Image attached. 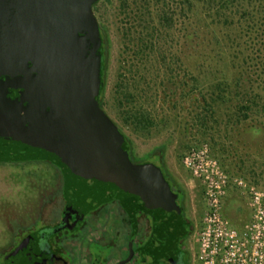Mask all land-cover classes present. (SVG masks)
Masks as SVG:
<instances>
[{
  "label": "water",
  "instance_id": "95a60500",
  "mask_svg": "<svg viewBox=\"0 0 264 264\" xmlns=\"http://www.w3.org/2000/svg\"><path fill=\"white\" fill-rule=\"evenodd\" d=\"M97 0H0V162L47 160L60 168L61 226L117 200L133 233L138 203L152 218L147 264H182L178 243L191 228L163 171L136 164L99 104L103 39ZM133 241L128 255L134 258ZM96 264V263H95Z\"/></svg>",
  "mask_w": 264,
  "mask_h": 264
},
{
  "label": "trees",
  "instance_id": "16d2710c",
  "mask_svg": "<svg viewBox=\"0 0 264 264\" xmlns=\"http://www.w3.org/2000/svg\"><path fill=\"white\" fill-rule=\"evenodd\" d=\"M173 1L121 0L123 19L119 28L124 48L111 111L120 117L122 128L142 132L149 138L167 130L169 141L177 128L181 134L197 130L213 138L228 137L231 131L240 136L249 128L264 130V119L253 118L256 114L264 118V0H185L187 8L180 7L182 13L193 12L195 17L192 33H184L183 37L195 73L178 67L186 56L182 58L171 49L178 16ZM100 2L94 3L93 11L103 39L99 104L107 113L103 95L110 40L108 25L99 12ZM182 112H187L188 117ZM118 128L132 158L130 138ZM221 145L223 151L237 148ZM238 156L243 164L242 154ZM163 173L168 179L164 170ZM171 188L176 193L172 185ZM140 208L147 212L143 204ZM122 211L124 225L131 228L128 240L134 241L145 222L138 220V230L133 233L130 219ZM190 233L191 228L182 238ZM182 259V264H188L186 256Z\"/></svg>",
  "mask_w": 264,
  "mask_h": 264
},
{
  "label": "rangeland",
  "instance_id": "374dc122",
  "mask_svg": "<svg viewBox=\"0 0 264 264\" xmlns=\"http://www.w3.org/2000/svg\"><path fill=\"white\" fill-rule=\"evenodd\" d=\"M135 1L137 0H129V3ZM172 3L177 7L178 16L173 29L175 42L171 49L182 58L186 56L184 63H179L178 67L186 73H195L196 68L189 56L190 49L184 45L183 39L184 33H192L195 17L193 12L182 13L180 7L187 8L185 0H174ZM99 7V12L108 25L110 40L103 104L107 110L106 114L122 128L120 117L111 111L112 92L120 71L121 52L124 48L119 28L123 19L121 0H101ZM188 46L192 47L193 43L189 42ZM161 79L162 77L159 81ZM156 99L159 100L157 97ZM156 104L160 105L159 101ZM183 114L186 118L188 117L187 112ZM253 118L264 119L262 114H256ZM123 130L130 138L132 162L152 163L162 171L164 170L169 184L173 186L178 196L177 202L184 217L191 224L190 235L182 241L188 264H194V257L198 250V233L205 210L203 187L183 164V158L188 152L206 145L210 155L220 163L231 178L240 177L249 185L264 189V130L262 129L249 128L245 132L242 131L240 136H235L237 131H231L228 137L213 138L197 130L181 134V130L179 129V132L177 128L173 132L171 141L167 140L170 133L167 130L151 138L143 135L142 132L127 128ZM221 143H224L225 147L235 145L237 148L223 151ZM231 151L235 154H231ZM238 154H242L241 158L245 159L243 164L239 162L242 160L239 159ZM62 183L60 170L50 162L39 160L0 162V264H7L8 258L5 256H8L9 250L15 243L17 244V241L28 237L29 232L53 225L60 220ZM242 192L237 187L229 189L223 204L224 216L237 227L250 217ZM104 216L107 218L101 219L102 215L90 231L86 232V235H80L73 244L67 245L66 249L71 254V264L96 262L114 264L126 256L131 228L129 224L124 225L122 209L118 203H112L111 209L106 210ZM106 234L111 235V250L95 241L103 240L102 236ZM86 245L91 254L89 261L86 257ZM106 260L109 262L106 263ZM134 261L139 262V259Z\"/></svg>",
  "mask_w": 264,
  "mask_h": 264
},
{
  "label": "built area",
  "instance_id": "2783aa9c",
  "mask_svg": "<svg viewBox=\"0 0 264 264\" xmlns=\"http://www.w3.org/2000/svg\"><path fill=\"white\" fill-rule=\"evenodd\" d=\"M183 164L200 181L205 199L194 264H264V189L231 178L206 145L188 152ZM233 187L243 191L250 211L239 227L223 214L224 200Z\"/></svg>",
  "mask_w": 264,
  "mask_h": 264
},
{
  "label": "flooded vegetation",
  "instance_id": "af4514ba",
  "mask_svg": "<svg viewBox=\"0 0 264 264\" xmlns=\"http://www.w3.org/2000/svg\"><path fill=\"white\" fill-rule=\"evenodd\" d=\"M29 161H38V160H29ZM39 161L50 162L47 160H39ZM15 162H20V161H15ZM53 165L56 166L55 164ZM57 168L60 170L59 167ZM62 179H63V175H62ZM166 180L168 181V179ZM61 197H62V206L60 209V215H61L60 220L56 221L53 225L45 226L44 228L39 229L37 231L32 230V232H29L30 235L28 237L20 241H17V244L15 243L12 246V248L9 250L7 254L8 256H5V258L6 257L8 258L7 264H71L70 262L71 254L69 250L66 249L67 245L71 243L73 244L78 238H80V235H86V232L90 231L91 227L94 226V223L100 220L102 215L103 218L101 219L105 220L107 216H104V212L108 209H111L112 203H118L120 208L123 209L119 201L117 200L105 202L100 204L96 208L90 210L89 212H87L81 219H78L73 223L71 222L67 225L61 226L64 219V210L66 206V200L64 197V179L62 183ZM177 200H178V196L176 202ZM142 204H143L142 202L138 203L137 217L139 221L142 220L145 222L144 225H142V227L144 226V230H141L139 232L140 236L133 241V249L135 250V255L132 261H134L135 259H139V263L147 264L142 260V257L139 254L138 250L149 246L153 241L152 218L148 214V212H145L140 208V205ZM178 206L180 205L178 204ZM184 219L187 222H189L186 217H184ZM143 233H145L144 236ZM102 239L103 240L98 239L95 241H98L101 245H103V247L109 248L111 250V235L109 234L103 235ZM183 240L184 238L181 237L177 245L178 250H182L183 252V253H179L181 262L183 260L182 258L186 256V253L182 247ZM86 251H87L86 257L89 261V257L91 254L89 251V247H87V245H86ZM127 255H128V244H127L126 256L124 258H126ZM107 262H109V260L108 261L106 260V263ZM96 264H100V263L96 262Z\"/></svg>",
  "mask_w": 264,
  "mask_h": 264
},
{
  "label": "crops",
  "instance_id": "0c3cea01",
  "mask_svg": "<svg viewBox=\"0 0 264 264\" xmlns=\"http://www.w3.org/2000/svg\"><path fill=\"white\" fill-rule=\"evenodd\" d=\"M127 264H142V263H139L138 261H132V263H127Z\"/></svg>",
  "mask_w": 264,
  "mask_h": 264
}]
</instances>
